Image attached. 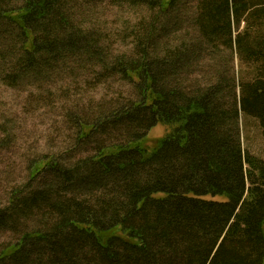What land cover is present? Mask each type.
I'll use <instances>...</instances> for the list:
<instances>
[{"label": "trees", "instance_id": "trees-1", "mask_svg": "<svg viewBox=\"0 0 264 264\" xmlns=\"http://www.w3.org/2000/svg\"><path fill=\"white\" fill-rule=\"evenodd\" d=\"M74 1L0 0L2 82L39 89L81 67L137 95L65 119L83 154L29 162L0 205V230L23 226L0 264H264V160L243 148L240 121L264 133V0H112L141 8L117 54L76 23ZM104 131L114 140L89 152Z\"/></svg>", "mask_w": 264, "mask_h": 264}, {"label": "rangeland", "instance_id": "rangeland-1", "mask_svg": "<svg viewBox=\"0 0 264 264\" xmlns=\"http://www.w3.org/2000/svg\"><path fill=\"white\" fill-rule=\"evenodd\" d=\"M73 3L76 23L106 35L108 47L105 46L109 50L113 49L117 54L130 46L126 43L131 44L134 15L141 12L140 7L114 4L112 0H77ZM174 36L186 38L184 31L176 32ZM211 67L209 61H203L196 71L199 78L205 81L206 73L211 74ZM73 74L68 79L57 77L43 83L37 87L39 89L24 83L20 87H10L0 76V140L7 139L6 145L0 147V205L7 203L12 186L27 180L28 164L34 158L65 151L66 158L84 153V149L78 150L80 145L73 148L77 142L76 130L72 120L66 122L68 116L86 114L92 119L96 112L107 111L137 95L134 87L118 76H99L92 71L85 72L81 67ZM194 76V73L186 72L179 81L188 85ZM240 121L243 148L264 160V133L259 119L241 113ZM165 132L166 127L160 124L150 134L160 136ZM97 134L86 144L89 152L114 140L107 131ZM28 223L33 226L38 221L32 218ZM22 227L18 226L17 231L0 230V250L18 239Z\"/></svg>", "mask_w": 264, "mask_h": 264}]
</instances>
